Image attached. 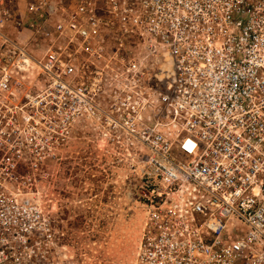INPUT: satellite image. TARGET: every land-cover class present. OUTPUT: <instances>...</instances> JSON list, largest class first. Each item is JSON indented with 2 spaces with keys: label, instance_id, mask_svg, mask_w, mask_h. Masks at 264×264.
Returning a JSON list of instances; mask_svg holds the SVG:
<instances>
[{
  "label": "built area",
  "instance_id": "obj_1",
  "mask_svg": "<svg viewBox=\"0 0 264 264\" xmlns=\"http://www.w3.org/2000/svg\"><path fill=\"white\" fill-rule=\"evenodd\" d=\"M85 129L139 178L130 264H264V0H0V264L67 262Z\"/></svg>",
  "mask_w": 264,
  "mask_h": 264
},
{
  "label": "rangeland",
  "instance_id": "obj_2",
  "mask_svg": "<svg viewBox=\"0 0 264 264\" xmlns=\"http://www.w3.org/2000/svg\"><path fill=\"white\" fill-rule=\"evenodd\" d=\"M6 33L21 38L29 35L27 30L16 32L10 27ZM26 50L37 55L31 43ZM83 131V138L68 146L64 164L52 172L50 185L42 188V200L55 207L63 233L60 261L130 264L144 213L139 178L119 149L105 154L95 146L92 131Z\"/></svg>",
  "mask_w": 264,
  "mask_h": 264
}]
</instances>
